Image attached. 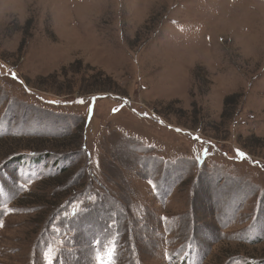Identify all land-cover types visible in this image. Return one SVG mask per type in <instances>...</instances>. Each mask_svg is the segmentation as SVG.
<instances>
[{
  "label": "rangeland",
  "instance_id": "374dc122",
  "mask_svg": "<svg viewBox=\"0 0 264 264\" xmlns=\"http://www.w3.org/2000/svg\"><path fill=\"white\" fill-rule=\"evenodd\" d=\"M98 257L264 264V0H0V264Z\"/></svg>",
  "mask_w": 264,
  "mask_h": 264
},
{
  "label": "snow or ice",
  "instance_id": "6c2138e0",
  "mask_svg": "<svg viewBox=\"0 0 264 264\" xmlns=\"http://www.w3.org/2000/svg\"><path fill=\"white\" fill-rule=\"evenodd\" d=\"M238 155H240L241 157H243V154L242 153H238ZM109 255H111V254H109ZM98 264H111V260L110 259L109 260H105L103 258L98 257Z\"/></svg>",
  "mask_w": 264,
  "mask_h": 264
},
{
  "label": "trees",
  "instance_id": "16d2710c",
  "mask_svg": "<svg viewBox=\"0 0 264 264\" xmlns=\"http://www.w3.org/2000/svg\"><path fill=\"white\" fill-rule=\"evenodd\" d=\"M225 104L227 105V101H226V103H225ZM16 158H17V157H16ZM16 158L14 157L13 161H14ZM16 160H18V158H17ZM72 200H73V199H72ZM74 200H77V199H76V198H74ZM74 213H75V214H74ZM73 214H74V215H76V212H75V210H71V211H70V215H71V216H73Z\"/></svg>",
  "mask_w": 264,
  "mask_h": 264
}]
</instances>
